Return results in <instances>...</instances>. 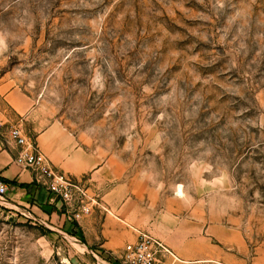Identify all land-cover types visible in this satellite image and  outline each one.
I'll return each mask as SVG.
<instances>
[{
    "label": "rangeland",
    "instance_id": "374dc122",
    "mask_svg": "<svg viewBox=\"0 0 264 264\" xmlns=\"http://www.w3.org/2000/svg\"><path fill=\"white\" fill-rule=\"evenodd\" d=\"M3 73L156 200L162 262L264 264V0H0ZM34 218L0 200V264H97Z\"/></svg>",
    "mask_w": 264,
    "mask_h": 264
},
{
    "label": "crops",
    "instance_id": "0c3cea01",
    "mask_svg": "<svg viewBox=\"0 0 264 264\" xmlns=\"http://www.w3.org/2000/svg\"><path fill=\"white\" fill-rule=\"evenodd\" d=\"M11 76L0 74V181L7 186L6 199L14 207L29 210L34 219L79 242L92 252L97 264L117 263L126 244L136 242L141 234L161 236V229L151 223L149 214L156 200H148L135 181L125 174L116 158L102 159L79 145L60 124L45 120L29 96L14 85ZM18 126L49 158L60 172L81 182L87 190L92 213L77 222L67 219L66 206L47 187L37 181L32 171L15 163L19 147L9 138V130ZM26 185L27 187H23ZM163 256L160 254V259ZM160 264H246L243 258L229 255L166 257Z\"/></svg>",
    "mask_w": 264,
    "mask_h": 264
},
{
    "label": "built area",
    "instance_id": "2783aa9c",
    "mask_svg": "<svg viewBox=\"0 0 264 264\" xmlns=\"http://www.w3.org/2000/svg\"><path fill=\"white\" fill-rule=\"evenodd\" d=\"M1 127V124H0ZM10 140L19 147L15 163L33 172L35 179L66 206L67 219L77 222L92 213L85 186L68 174L58 171L41 149L18 126L9 130ZM7 186L0 181V200H6ZM157 238L141 234L136 242L126 244L121 264H160V254L169 253Z\"/></svg>",
    "mask_w": 264,
    "mask_h": 264
},
{
    "label": "trees",
    "instance_id": "16d2710c",
    "mask_svg": "<svg viewBox=\"0 0 264 264\" xmlns=\"http://www.w3.org/2000/svg\"><path fill=\"white\" fill-rule=\"evenodd\" d=\"M3 182H5V183H13V182H10V181H8V180H6V179H3L2 180ZM14 184V183H13ZM23 187H27L26 185H23Z\"/></svg>",
    "mask_w": 264,
    "mask_h": 264
}]
</instances>
